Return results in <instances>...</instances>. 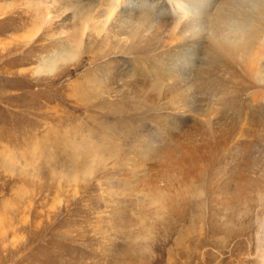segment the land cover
<instances>
[{
	"label": "rangeland",
	"instance_id": "rangeland-1",
	"mask_svg": "<svg viewBox=\"0 0 264 264\" xmlns=\"http://www.w3.org/2000/svg\"><path fill=\"white\" fill-rule=\"evenodd\" d=\"M100 2L0 0V264H220L208 259L215 229L231 240L232 264H261L264 191L248 186L264 177L256 117L222 134L218 167L208 142H139L149 130L142 88L99 82L127 55L98 45L109 33L82 35ZM61 49L77 50L37 70ZM159 146L164 157H149ZM183 147L197 153L186 165Z\"/></svg>",
	"mask_w": 264,
	"mask_h": 264
},
{
	"label": "bare ground",
	"instance_id": "bare-ground-1",
	"mask_svg": "<svg viewBox=\"0 0 264 264\" xmlns=\"http://www.w3.org/2000/svg\"><path fill=\"white\" fill-rule=\"evenodd\" d=\"M101 2L100 14L96 10L99 16L89 13L80 18L82 35L89 31L97 37L109 33L114 41L109 44L103 36L99 37L98 45H108L107 50L112 53L127 55L128 59L116 60L113 74L107 63L99 82L112 77L118 87L112 88L114 92L142 88L145 112L138 120L142 129L149 125V130L139 142H208V162L218 167L222 163L218 164L214 157L215 151L222 147L223 142H219L222 134H230L236 124L250 122L247 120L250 115L261 126L254 130L253 142L263 146L264 121L260 118H264V0ZM82 7L88 6H80L76 13ZM74 50L61 49L55 56L45 58L37 70L59 67L62 61L75 55L77 49ZM103 91L109 94L108 88ZM203 93L212 101L208 110L195 106L194 99ZM187 128L196 131L184 137ZM183 148L182 163L186 165L188 158L197 153ZM160 149L161 146L146 152L149 157L163 158ZM249 185L260 188L262 193L264 177L249 179ZM261 224L257 245L264 264V220ZM220 231L209 232L208 259L214 263L221 258L220 264H232L238 259L234 248L230 249L231 240L219 237ZM226 254L233 259L223 257Z\"/></svg>",
	"mask_w": 264,
	"mask_h": 264
}]
</instances>
